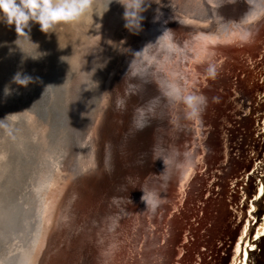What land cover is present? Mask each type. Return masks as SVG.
I'll list each match as a JSON object with an SVG mask.
<instances>
[{
	"label": "bare ground",
	"instance_id": "6f19581e",
	"mask_svg": "<svg viewBox=\"0 0 264 264\" xmlns=\"http://www.w3.org/2000/svg\"><path fill=\"white\" fill-rule=\"evenodd\" d=\"M107 6L56 34L33 24L39 50L0 21V264H35L42 243L39 264H127L165 233L151 264H264V83L207 79L222 42L264 51V0H145L138 34ZM18 72L35 82L12 83Z\"/></svg>",
	"mask_w": 264,
	"mask_h": 264
},
{
	"label": "water",
	"instance_id": "95a60500",
	"mask_svg": "<svg viewBox=\"0 0 264 264\" xmlns=\"http://www.w3.org/2000/svg\"><path fill=\"white\" fill-rule=\"evenodd\" d=\"M104 25L105 24L100 23V35H101L102 39H103V35L105 33H108L107 28L104 27ZM151 26L153 29H155L156 35H157L156 37H158L157 32L159 33V30H158V28H156V25L154 24V22H153V24H151ZM223 32L225 33V31H223ZM247 41L246 40L245 41L230 40V41L222 42L224 44L223 46H221V44H220V46H218V44H217V46H218L217 48L224 50L222 53L225 56H223L221 59H217L216 61H213L212 62L213 64L208 66V67H210L207 71V74H209V76H207V79L209 78L208 81L210 79L216 78V79H214L215 82L213 83L216 85H220L221 83H225V82H227V84H228V83H231L233 81V84H235V83H238L239 85L244 84L246 86V88H248L250 90H257V89L261 88L262 84L264 83V80L262 79L261 81H259L258 78L260 76V71L262 69H264V56H263L264 53L263 54H258V53L264 52L260 49V46L262 44H260L258 38H255V41L254 40H251L249 42H247ZM101 43H103V42H101ZM252 46L255 47L257 52L251 51L250 52L251 55H250L247 53V51ZM230 48L238 49L239 51H238L237 55H235V53H233L232 51H228V50H230ZM249 65H251V67H249ZM240 71H244L242 76L240 74ZM263 76H264V71H263ZM238 79H240L239 82H238ZM208 81H205L204 82L205 86L200 88V90L203 89V92L206 91L207 88L209 89L208 84L210 82H208ZM198 88H199V86H197V88H195V89H197L198 96H200L201 93H200ZM221 91H222L221 89L217 90V92H220V93H221ZM46 94L48 96V94H49L48 91L46 93V90H40V91H38V98L45 97ZM88 94H90V91L88 92ZM88 94L85 96L90 97L91 94L90 95H88ZM85 96H84V98H85ZM87 97H86V99H84V102H85L86 110L89 112L90 102L88 101L89 97L88 98ZM82 99L78 98L76 101L77 105H79L78 108L80 109L79 114H81V116L84 115V117H87L88 116L87 111L82 113V110H83V108H81V106H83L82 105ZM92 108H94L93 113H92L93 117H94V112L97 111L99 108V101H98L97 105L95 107H91V109ZM73 116H77V115H73ZM236 118H239V116L237 115ZM196 124L197 123H196V120H195V117L193 114H192V119H190L189 122H185L184 129L186 132V134H185L186 138H185L184 146H185V155H187V156H189V154L195 150V144H191L192 140L189 139V136L192 133H194V131L196 130V127H197ZM69 158H70L69 156H65L61 159L69 160ZM209 201H210V205H212L214 203V200L212 198H209ZM46 212H48V210L45 211V213ZM47 217H49V219H48L49 221L46 224ZM52 217L53 216H52L51 212H48V215L47 214L45 215V220H44V225H43L44 226L43 236H45V234H47L46 238L48 237V235L52 236V232H53V228H54L53 225L50 227V225L52 224ZM242 220H243V218L241 219V221ZM241 221H240V223H241ZM240 223H238V225ZM48 226H49L50 230L47 229ZM145 231H151L155 236L157 235V232H158L157 230L153 229V226H151V224L149 225V227ZM160 238L161 237H158L157 240H155V241L154 240L149 241V239H148L146 243L151 242L152 244H150L148 246L150 248H147L145 252L144 251L141 252L139 250L138 247L140 246V243L137 246H135L132 249V252H133L132 256H134V258H132L130 260V263H128V261H127V264H151L149 262L150 261V258H149L150 254H152V253L155 254L154 251H158V249L165 250V245H166V242L168 240L167 234L165 233V237L163 238L162 241ZM234 241H235L234 239H230L229 237L226 239V243L227 244L231 243L232 246H233ZM43 242H44V240H43ZM143 242H145V241H143ZM47 246H48V244L45 247H47ZM141 246L143 247V244ZM44 249L45 248H43V243H42V250L41 251L38 249L36 250L35 255H34L35 264H39L41 262V260L43 259L44 255L46 253V251ZM143 249H144V247H143ZM229 254H230V250H229Z\"/></svg>",
	"mask_w": 264,
	"mask_h": 264
},
{
	"label": "clouds",
	"instance_id": "9594fccd",
	"mask_svg": "<svg viewBox=\"0 0 264 264\" xmlns=\"http://www.w3.org/2000/svg\"><path fill=\"white\" fill-rule=\"evenodd\" d=\"M117 2L123 5L125 9V27L129 31H133V27H135L134 32L138 34L141 30V21L144 19L141 13L147 10L145 0H129L128 3H125L124 0H117ZM95 3L96 0H0V21L8 26L14 25L17 39L20 36H27L39 50V45L33 42L30 37L33 24H39L41 32L45 34H56L59 26L78 24L90 12L95 14L93 8ZM111 3L112 0H108V6L103 10V14L108 10ZM130 19L136 21L135 25L130 26ZM45 54L30 57L39 59ZM38 79L36 78V80ZM33 82L35 81L31 76L22 75L19 72L12 78V83L24 88ZM4 92L6 96L11 95L10 85H5ZM8 116L3 120H6ZM141 199L144 200V194Z\"/></svg>",
	"mask_w": 264,
	"mask_h": 264
},
{
	"label": "snow or ice",
	"instance_id": "6c2138e0",
	"mask_svg": "<svg viewBox=\"0 0 264 264\" xmlns=\"http://www.w3.org/2000/svg\"><path fill=\"white\" fill-rule=\"evenodd\" d=\"M141 115H142V114H141ZM144 199H146V198L144 197ZM146 202H150V200L146 199Z\"/></svg>",
	"mask_w": 264,
	"mask_h": 264
}]
</instances>
